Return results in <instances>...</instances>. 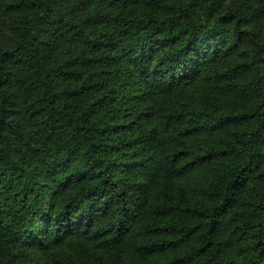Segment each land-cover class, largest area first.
<instances>
[{
    "label": "trees",
    "instance_id": "1",
    "mask_svg": "<svg viewBox=\"0 0 264 264\" xmlns=\"http://www.w3.org/2000/svg\"><path fill=\"white\" fill-rule=\"evenodd\" d=\"M0 264H264V0H0Z\"/></svg>",
    "mask_w": 264,
    "mask_h": 264
}]
</instances>
